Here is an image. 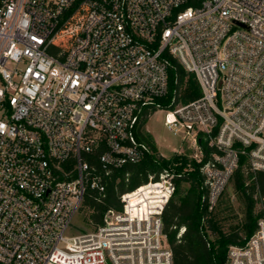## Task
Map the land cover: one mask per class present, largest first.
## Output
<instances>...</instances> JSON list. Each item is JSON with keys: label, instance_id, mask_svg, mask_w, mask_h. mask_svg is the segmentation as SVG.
<instances>
[{"label": "built area", "instance_id": "obj_1", "mask_svg": "<svg viewBox=\"0 0 264 264\" xmlns=\"http://www.w3.org/2000/svg\"><path fill=\"white\" fill-rule=\"evenodd\" d=\"M167 54L201 96L158 112L212 210L242 157L264 172V0H0V264H173L174 170L71 234L88 194L152 154L142 121L169 93ZM228 264H264V209Z\"/></svg>", "mask_w": 264, "mask_h": 264}, {"label": "trees", "instance_id": "obj_2", "mask_svg": "<svg viewBox=\"0 0 264 264\" xmlns=\"http://www.w3.org/2000/svg\"><path fill=\"white\" fill-rule=\"evenodd\" d=\"M166 59L170 66L169 93L157 100L156 106L145 111L142 121L143 139L151 147L152 154L140 164L128 165L114 173L107 181L105 196L101 202L98 201L99 195L92 192L86 197L84 207L91 213L90 220L95 230L103 224V215L107 210H121L122 195L148 184L151 176L155 182L159 181L160 174L168 170L171 164H180L177 172H182L190 165V170L175 178V192L162 216L163 231L173 254V264H228L230 247L244 245L255 232L257 222L263 215V211L255 213V206L258 193L264 204V172L254 171L247 157L240 159L232 179L246 202L245 236H240L238 232L224 233L214 217L218 203L212 210L209 209L208 190L203 186L202 164L184 156H176L171 160L161 157L151 135L145 131L148 121L158 110H171L201 96L196 76L187 72L173 56L167 54ZM202 148L205 163L213 158L215 151L205 142H202ZM184 183L189 184L188 189L182 187ZM183 229L184 232L181 233Z\"/></svg>", "mask_w": 264, "mask_h": 264}, {"label": "rangeland", "instance_id": "obj_3", "mask_svg": "<svg viewBox=\"0 0 264 264\" xmlns=\"http://www.w3.org/2000/svg\"><path fill=\"white\" fill-rule=\"evenodd\" d=\"M163 120L164 113L159 111L150 118L147 127H145V131L151 135L159 155L165 157L167 160H171L179 155L177 154V151H179L182 153V156L191 160V157L196 154L195 150L188 141L183 143L181 137L169 132L167 128L164 127ZM177 166L171 164L168 170H174L177 174L186 172L185 169L182 172H177ZM182 187L188 189L189 184L184 183ZM259 197L262 198L260 193L256 196L257 203L255 206V213H259L264 209L263 201L260 200ZM90 215L91 213L88 209L83 207L73 221L71 234L77 235L93 231L94 227L91 224ZM214 217L224 233L238 232L240 236H245L244 224L247 217L246 202L241 192L236 189L232 178L219 198ZM108 264H110V262H108Z\"/></svg>", "mask_w": 264, "mask_h": 264}, {"label": "crops", "instance_id": "obj_4", "mask_svg": "<svg viewBox=\"0 0 264 264\" xmlns=\"http://www.w3.org/2000/svg\"><path fill=\"white\" fill-rule=\"evenodd\" d=\"M146 127H147V125H146Z\"/></svg>", "mask_w": 264, "mask_h": 264}]
</instances>
